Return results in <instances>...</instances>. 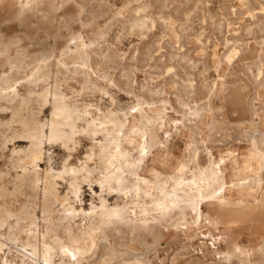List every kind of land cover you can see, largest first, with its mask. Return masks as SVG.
Wrapping results in <instances>:
<instances>
[{"label": "rangeland", "instance_id": "obj_1", "mask_svg": "<svg viewBox=\"0 0 264 264\" xmlns=\"http://www.w3.org/2000/svg\"><path fill=\"white\" fill-rule=\"evenodd\" d=\"M31 1L0 0V33L7 40L17 41L10 56L17 53L25 55L23 69L10 67L3 63L0 56V78L1 73L13 76L20 97H26L28 90L35 92L23 107V116L33 115L40 123L47 122L51 118L52 94L55 90L61 94L63 92L65 102L68 101V105L81 113L86 112L89 118L101 117L108 111L119 115L128 112L136 115L134 110L137 106L143 107L152 116L165 108L163 131L167 134L157 130L158 138L166 140L165 146L162 149L151 147L152 153L146 160V170L141 172V176L153 180L149 169L155 165L153 158L160 154L167 158V164L155 166L163 175L174 172L179 162L188 161L184 173L190 177V171L195 166V160H192L194 153L199 166L204 167L207 164V150H210L215 160L221 157L225 159V194H234V191H228L230 182L246 177L250 172H234L228 152H233L241 163V156L248 155L252 150L250 136L253 133L249 131L253 128L252 119L264 132V0H33V4ZM139 20L144 22L143 26L136 24ZM231 51L235 59L228 64L224 56ZM60 58L65 60L66 70L59 74L56 62ZM44 64L48 74L46 81L28 85L26 80L32 70ZM258 68L261 70L259 76ZM258 81L261 83L258 84ZM235 87L241 88L245 95L239 105L229 99ZM42 91H46L45 100L37 97ZM18 102L19 99L10 104L0 103V188L8 185V192L15 185L18 186L15 183L17 177L22 173L32 175L33 171L31 165H27L26 170L21 167L22 154L17 153L18 148L28 146L27 140L20 136L21 126L18 123L7 126L12 108ZM195 110L197 113H193ZM256 112L260 115L257 119L253 118ZM212 116L222 122L220 129L210 131ZM127 117L130 123L134 121L130 114ZM77 123L83 126V121L78 120ZM193 140L196 147L189 146ZM16 146L18 148L14 151ZM90 146L88 138L79 137L68 160L78 166L84 161ZM125 146L131 149L129 145ZM64 154L67 155V152ZM64 154L60 147L45 143L44 161L41 159L38 163L41 177L46 169L51 168L53 172L62 170L66 160ZM253 165L256 168L255 162ZM235 173L239 176L236 177ZM260 175L264 179V166ZM67 180L57 179L55 188L58 200L54 201L51 196L47 199V202L53 201L50 202L53 224L48 221L44 223L42 181L35 188L38 192L24 187L17 195L6 198L7 204L17 214L21 209L30 208L23 214L24 218L22 215L21 218H12L9 223L12 225L18 221V227L26 231L30 227L44 232L46 228H58L59 223L58 231L61 234L67 224L70 228L72 226L73 231H78L85 224L84 220L76 218L72 222H58V216H63L64 208L68 205L76 210H88L92 205H99V189L95 184L83 183L80 196L75 198ZM105 197H109V204L114 202V198ZM144 201L148 204L149 199L145 198ZM203 211L212 217L216 215L215 207L206 206ZM192 217L193 214L188 212L186 219L191 221ZM34 218L37 219L36 223L33 222ZM222 222L224 220L216 225L203 224L200 227L199 231L207 236L206 239L193 236L194 227L182 233L169 228V222L165 221L155 232L145 231L142 234L129 229L120 233L108 232V243L121 252L120 256L112 261H99L105 257L102 255L103 242L99 241L100 237L99 248L92 261H83L82 264H191L193 259L200 256L199 242L203 240L209 243L211 236L221 237L217 245L221 251H229L231 245L236 243L253 252L249 262L241 263L238 257H233L230 264H254L257 261L264 264L258 250L264 241V209L254 208L227 226ZM210 250L202 261L219 264L211 256ZM16 254L15 250H11L8 257L14 256L17 260ZM58 259L57 256L54 258L55 263Z\"/></svg>", "mask_w": 264, "mask_h": 264}, {"label": "bare ground", "instance_id": "obj_2", "mask_svg": "<svg viewBox=\"0 0 264 264\" xmlns=\"http://www.w3.org/2000/svg\"><path fill=\"white\" fill-rule=\"evenodd\" d=\"M262 9L264 8L262 7ZM136 24L143 26L144 22L139 20ZM16 44L17 41L13 39L7 40L0 33V56L3 58V63L8 64L10 67L15 66L17 68H22L25 65V55L17 53L15 56L12 55L13 57L10 56V51L16 47ZM224 58L228 64H231L234 58V52L231 51L227 53ZM56 65L57 73L60 74L66 70V62L64 59H58ZM1 74L0 103L5 102L10 104L19 99V102L17 103L18 106L11 107L12 115L7 122V126L11 127V124L18 123L22 129L20 136L28 142V146L20 149L16 146L14 151L18 148L17 153L22 154L20 158L22 168L26 170L27 165L33 167L32 175H26L23 173L21 176L18 175V182L17 180L15 182L18 186L16 187L15 185V188L12 189V191L8 192V189H6V186L8 187V185L0 188L1 264H82L83 261H92L96 250L99 248L98 239L100 237L101 239H99V241L103 242L102 255H105V257H99L101 258L99 261H112L115 257L120 256L121 252L114 250V248L108 243V232L120 233L124 229H129L132 232L142 234L145 231L155 232L158 230V227L162 226V222L165 221L167 223L169 222V225L167 224L169 228L171 227L175 231L182 233L191 231L194 227L195 230H193L194 234L192 235L198 236L200 239H206L207 236L199 231L203 224L216 225L220 220H224L222 223H225L227 226L229 225V222L237 220L242 215L252 212L254 208L264 209V179H262L260 175V171L264 166V132H261L258 129V122H255L254 119L251 120L253 128L252 130H249L253 133V135L250 136L252 150L249 151L248 155L241 156V163L233 152H228V155L231 157L230 164L233 171L237 173L247 171L250 172V175L237 178L236 181H231L228 186V191H234V194L226 195V161L222 157L215 160L210 150H207V164L204 167L199 166L198 161H196L198 157L194 153L192 160H195V166L190 171V177H186L184 173L188 161L179 162L174 172H171L166 176L163 175L156 166L157 164L160 166L167 164V158L160 154H157L155 158H153V163L156 166L154 165L150 169L148 168L153 176V180L141 176V172L146 170V160L149 158L148 156L150 155L151 147H159L162 149L165 146L166 140H160L157 135V130L163 131V128L165 127V108L162 107L163 109L161 111L150 116L145 112L143 107L137 106L135 107L134 113H136L138 118L130 112L119 115L111 111L102 114V116L98 118H89L86 112L81 113L78 109L68 105V101L66 103L65 98L62 95L63 92L61 94L55 90L52 94L51 118L45 123H40L33 115L26 117L22 114L23 107L27 105L30 97L35 94V92H33V90H28L26 97H20L19 90L16 87V79L11 75H6L4 73ZM260 74L261 70L258 68V76ZM47 76L48 74L46 72L45 64L41 66L39 65L32 70L26 82L28 85H36L39 82H45ZM257 83L260 84L261 81H258ZM46 96V91L37 94V97L42 100H45ZM244 97L245 95L243 94L242 89L235 87L229 99L239 105L244 100ZM193 113H197V111L195 110ZM129 114L134 120L131 123L127 117ZM258 116H260L258 112L253 113V118L255 117L257 119ZM78 120L83 121V126L78 125ZM221 124L222 122H219L215 116H212L210 131L220 129ZM147 125L152 128H147ZM164 133L167 134V132ZM148 135H150V140L147 138ZM79 137L88 138L91 142V146L84 161H80L81 163L78 166H74L68 158L71 155V151L76 147L77 139H79ZM192 142H194V145ZM192 142L189 146L196 147V141L193 140ZM45 143H48V146L56 145L57 148L60 147L63 154L64 152H67V155L64 154L66 160L63 164L62 170L53 172L51 168L48 170L46 169L42 174L43 177H41L42 172L40 173L38 170V163L43 157ZM126 144L131 146V149H127L125 146ZM194 149L196 150V148ZM12 162L13 161L11 160V163ZM253 162L257 164L256 168L254 167ZM91 163L94 165L91 166ZM11 166L13 167V165ZM0 172L2 173L1 170ZM8 174L11 175L9 172ZM235 176L237 177L239 175L235 173ZM65 178L68 179L67 182L69 181L70 192L75 198L80 196L81 185L83 183H87L88 185L95 184L99 189V205H92L88 210H84L83 208L76 210L74 206L68 205L64 208V212L62 213L63 216H58V222H72L75 221L76 218H80L82 221L84 220L85 224L82 223L83 226L78 228V231H73L71 229L72 226L70 228L67 224V226L64 225L65 227L62 226L65 229L63 234H61L58 231L59 226H61L60 223L58 224L59 226L57 225L58 228H46V230H43L44 232L38 231L37 229H30V227L28 228L29 230L26 231L18 227V221L12 225L9 223L10 219L17 218L18 216L21 218L22 215L24 218L23 214L28 210L29 206L26 210L21 209L20 213L17 214L7 204L6 198L10 195L11 197H13L12 195H17L20 189L24 187H27L26 189L29 188L34 192L39 181H42L41 190L43 191L44 201L42 202L41 210L44 214L43 218L46 220L44 223L47 221L51 223L54 222L52 218L53 215L51 216V203L53 201L51 202L50 200V203L47 202V199L48 196H51L54 201L58 200L55 188L56 182L57 179ZM8 183L10 182L8 181ZM38 191L39 190H37V192ZM92 192L93 194H96L95 191L92 190ZM105 196L114 198V202L109 204L107 199L109 197ZM234 196L236 197L233 198ZM145 198L149 199L148 204L144 201ZM206 206L216 208L215 217L204 213L203 208ZM188 212L193 214L191 221L186 219ZM33 220L32 221L36 223L37 219L34 218ZM45 226L47 225L45 224ZM6 228H8L7 232ZM220 240L221 237L215 238L212 236L209 243L201 240L198 246V254L200 256L193 259L191 264H207L202 260L209 253V249H211V256H213L219 264H230L233 257H238L241 263L250 261L251 255H253L252 251L244 249L236 243L231 245L229 251H221L217 246ZM11 250L16 251V255L18 256V259L16 258L17 260L13 258L14 256L12 258L8 257ZM258 250L264 258V241L262 247ZM56 256L59 258L57 263L54 261ZM254 264L259 263L257 261L254 262Z\"/></svg>", "mask_w": 264, "mask_h": 264}]
</instances>
